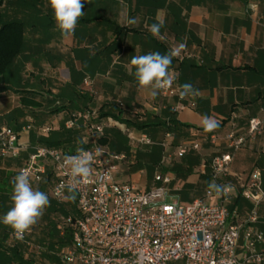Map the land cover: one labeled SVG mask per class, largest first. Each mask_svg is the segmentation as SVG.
<instances>
[{"label": "crops", "instance_id": "crops-1", "mask_svg": "<svg viewBox=\"0 0 264 264\" xmlns=\"http://www.w3.org/2000/svg\"><path fill=\"white\" fill-rule=\"evenodd\" d=\"M82 11L84 16L78 20L74 35L65 39L56 26L49 0H4L2 12L6 20L24 21L25 45L0 82L10 87L0 91V125L7 122L5 125L16 129L22 144L48 146L44 139L60 140L61 146L55 147L72 154L91 145L92 135L88 134L83 116L90 109L96 112L95 120L106 126L103 133L94 135L103 150L112 152L108 148L122 144V134L128 139L126 159L115 161L118 181H132L151 189L160 184L154 181L160 169L172 177L167 199L182 203L199 197L219 201L220 196L209 184L229 183L234 189L228 206L240 197L233 209L243 217L254 207L253 201L241 193L254 167L262 170L264 191V132L249 138L235 153L224 179L212 178L210 163L214 156L228 150L229 131L247 134L249 119L264 117V0H91L84 2ZM158 11L164 23L160 36L154 37L145 25L157 23ZM132 18L136 23L128 25ZM182 43L186 47L173 57L169 68L177 75V93L165 96L159 90L153 99L149 90L138 87L135 69L130 65L132 57L166 54ZM185 83L192 84L200 95L181 99L177 89ZM24 88L37 105H22L17 89ZM10 92L17 95L19 104L9 108L3 99ZM204 115L218 121L214 131L205 132L201 127ZM31 117L34 127L24 131ZM173 119L180 123L179 127H174ZM69 121L74 122L73 126H68ZM46 126L52 130L45 131ZM169 129L175 133L173 143L177 139L178 144L198 141L199 148L190 149L178 160L173 159L175 154H165L167 149L161 142ZM141 135L151 138L153 144L134 145L132 137ZM145 147L150 148L148 156L156 158L157 163L152 165L157 167L153 172H132L131 159L138 165ZM28 152L23 150L14 159L0 157V170L19 174ZM163 154L166 161L157 159ZM14 160L19 163L17 167H7ZM119 169L130 174L118 177ZM48 171L42 183L30 184L66 207L71 201L51 195L56 177L50 166ZM73 215H78L77 208L66 216ZM258 219L256 227L264 231V195ZM6 243L16 245L13 230ZM36 247L24 252L25 257L33 259L32 264H63L59 255L62 249H46L54 260L37 261L31 251L39 257L45 253Z\"/></svg>", "mask_w": 264, "mask_h": 264}, {"label": "built area", "instance_id": "built-area-1", "mask_svg": "<svg viewBox=\"0 0 264 264\" xmlns=\"http://www.w3.org/2000/svg\"><path fill=\"white\" fill-rule=\"evenodd\" d=\"M171 74L175 80L171 88L161 90L165 96L177 93V75ZM95 114L87 109L83 115L92 133L91 145L83 149L93 154L92 174L75 193L78 215L64 220V226L73 230L72 242L59 252L63 264H169L180 260L184 264H264V231L256 227L264 195L259 167H254L241 188L242 195L254 205L243 217L228 206L234 189L229 183V192L220 195L219 201L208 202L200 197L185 203L169 201L167 186L172 177L160 169L154 176V181L160 184L151 189L115 178V161L126 159L127 154L111 156L98 145L94 135L103 133L106 126L95 120ZM249 120L247 134L229 131L226 134L228 150L211 159L214 180L224 179L235 153L249 138L264 132V117L253 116ZM73 124V121L68 122L69 127ZM33 127L31 117L22 129L31 131ZM44 130L52 128L46 126ZM174 135L169 129L161 143L164 149L172 148L180 157L200 146L198 141L175 146ZM214 138L212 136V140ZM132 139L137 144L154 142L146 135ZM27 149V158L18 172L28 171L30 182L39 184L48 176L50 166L56 177L51 195L61 199L68 192L67 188L61 190L59 186L70 180V169L64 165V158L77 152L66 154L56 147L22 144L16 129L0 125V157L18 158ZM13 236L16 240L14 232ZM37 248L40 252V247Z\"/></svg>", "mask_w": 264, "mask_h": 264}, {"label": "clouds", "instance_id": "clouds-1", "mask_svg": "<svg viewBox=\"0 0 264 264\" xmlns=\"http://www.w3.org/2000/svg\"><path fill=\"white\" fill-rule=\"evenodd\" d=\"M84 2L91 3V0H84ZM84 2L82 0H49L56 26L63 38L69 39L74 35L78 20L84 16L82 11ZM156 20L157 23L145 26L154 37H159L160 29L164 23L159 11ZM135 23L134 18L127 21L128 25ZM184 47L186 45L182 43L166 54L153 52L133 56L130 65L135 69L133 74L138 87L149 90L148 94L153 99L158 95L159 90L171 88L175 76L169 72V68L173 57L179 56ZM177 91L181 99L200 95V91L190 83L181 85ZM200 124L205 132H212L218 127V121L208 115L201 118ZM93 159V154L83 149H77L76 155H68L64 158V165L70 169V180L67 184L59 186L61 190L67 188L69 193L63 196L64 200L75 201V193L79 186L82 183H87L92 174ZM12 184L13 207L3 216L2 223L13 230L16 239L23 240L25 233L38 223L50 201L45 192L33 189L30 184L29 172L26 170H21L13 178ZM209 188L215 191L217 196L226 195L230 190L229 185H217L215 182L210 183ZM57 194L61 195V192L58 191Z\"/></svg>", "mask_w": 264, "mask_h": 264}, {"label": "trees", "instance_id": "trees-1", "mask_svg": "<svg viewBox=\"0 0 264 264\" xmlns=\"http://www.w3.org/2000/svg\"><path fill=\"white\" fill-rule=\"evenodd\" d=\"M3 4L4 0H0V82L16 57L23 51L25 45L24 21L6 20L2 12ZM9 89L10 87L8 86L0 85V91ZM17 91L21 92L20 101L24 107L28 105H37V102L32 100V98L30 97V91L28 89H17ZM172 123H174L175 128L179 127L180 125V123H178L174 119L172 120ZM43 142L47 143V145L51 147L61 146L62 144L60 140L52 141L50 139H44ZM16 175L17 173L14 171L0 170V264H32L33 262L32 258L29 259L25 257L24 251L20 247L19 243H16V245H14L13 247L8 246L6 241L10 237L12 229L2 223L3 216L7 213V211L11 209V207H13V202L11 200L13 190L12 180ZM49 200V208L51 210L57 211V209H59L65 214L76 211V199L74 202H70V210L66 209L64 205H61L58 200ZM239 200L240 197L234 201L230 208L233 209L234 205L238 203ZM62 229L64 230V232H62L61 234L60 232L58 233V240H50L48 246L45 247H43L42 245L36 246L40 247L41 251L45 253L46 249H48L49 247L51 249L54 248L55 250H58L57 248L62 247L63 245L70 244L72 242L71 239L73 229L70 226L64 225ZM17 242H20V240H17ZM57 245H59V247H57ZM49 256L53 257L52 254Z\"/></svg>", "mask_w": 264, "mask_h": 264}, {"label": "rangeland", "instance_id": "rangeland-1", "mask_svg": "<svg viewBox=\"0 0 264 264\" xmlns=\"http://www.w3.org/2000/svg\"><path fill=\"white\" fill-rule=\"evenodd\" d=\"M3 101L9 103V108L11 106H17L19 104L17 95H15V94H13L11 92L4 96ZM5 123L7 124V122H2L1 124H5ZM88 132H89L88 134L91 136L92 133H91L89 128H88ZM121 136H122V138H120V139H122V144H115V145L113 144L112 148H108V149H110L112 151V152H108L109 154H111V156L114 155L115 153H118V152H116L118 150H122L120 152L124 153V152H126L125 148L129 147V144H128V141H127L128 139L125 138L124 134H122ZM129 140H131V139H129ZM179 140L180 139L176 140V142L174 143L175 146L179 145L178 144ZM129 143H131V141H129ZM134 145H137V143H134ZM143 145H142V147H144ZM150 151H151L150 148H146L145 147L144 151L142 152L143 153L142 156H140V161H139L140 163L138 165L137 164L136 165L133 164V162H135L136 160L131 159L132 162L130 163V167H132V170H133L132 172L138 171V170H141V169H145L146 171H152L153 169L155 170V168L157 166H154L152 164L157 163L156 160H155L156 158L148 156V153ZM166 153H167V155H169V154H173L174 155L175 154V157H173V159L178 160V158H177L178 154L175 151L173 152L171 148L168 147V149L165 151V154ZM124 154L126 155L127 153H124ZM165 154H163L161 157L157 156V159L161 158V161L162 160L166 161L165 160V158H166ZM169 159H171V158H169ZM169 159H167V160L170 161ZM18 164L19 163L14 160L12 162H9V165L7 164V167H10V166H12V168H13V166L17 167ZM153 166H154V168H153ZM128 170H129V168H128ZM120 171L121 170L119 169L118 170V173H119L118 177L121 176L122 174H124L125 177L127 176V174L128 175L130 174L127 171H126L127 174L122 173ZM124 172H125V170H124ZM152 172H150V173L152 174ZM144 175H145V173H144ZM33 189L37 190V188L35 186L33 187ZM49 205H50V203H49ZM66 209H69V210L71 209V204L70 203L66 205ZM66 215L67 214H65L64 212H62L59 209H57V211H54V210H51L49 208V206H47L44 209V213H43L42 217L39 219L38 223L36 225L32 226V228H31V230L29 232H26V236H25L24 240H22L20 242H17V243H19L20 247L22 248V250L24 252H29V249H30L31 246H35V245H42L43 247L48 246V243H49L50 240H52V241L53 240H55V241L58 240L57 236H58L59 232H60V234H61V232H64L62 227L64 225V218H65ZM66 219H67V216H66ZM56 226L58 228H60V229H58ZM66 246L67 245H63L62 247H59V245H57V247H59L57 249L59 251V250L65 248ZM48 250H52V249L49 247ZM53 250H55V249L53 248ZM31 254H32L31 256H34V258L37 261H40L43 258H44V260L45 259L52 260V258L49 257V253H47V252H45V254L42 257L41 256L40 257L36 256L32 252H31ZM169 264H184V261H182V260L173 261V262H170Z\"/></svg>", "mask_w": 264, "mask_h": 264}]
</instances>
